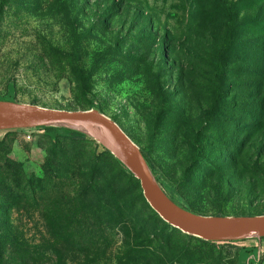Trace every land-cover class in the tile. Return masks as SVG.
I'll return each instance as SVG.
<instances>
[{"label":"rangeland","instance_id":"1","mask_svg":"<svg viewBox=\"0 0 264 264\" xmlns=\"http://www.w3.org/2000/svg\"><path fill=\"white\" fill-rule=\"evenodd\" d=\"M0 100L97 108L179 206L264 215V0H0ZM123 170L68 129L0 131L5 264L15 236L45 264H264V238L183 233Z\"/></svg>","mask_w":264,"mask_h":264},{"label":"water","instance_id":"2","mask_svg":"<svg viewBox=\"0 0 264 264\" xmlns=\"http://www.w3.org/2000/svg\"><path fill=\"white\" fill-rule=\"evenodd\" d=\"M35 128H64L97 141L139 182L143 197L158 216L183 233L209 242L264 238V215L205 216L172 201L140 147L97 108L61 110L0 100V131Z\"/></svg>","mask_w":264,"mask_h":264},{"label":"trees","instance_id":"3","mask_svg":"<svg viewBox=\"0 0 264 264\" xmlns=\"http://www.w3.org/2000/svg\"><path fill=\"white\" fill-rule=\"evenodd\" d=\"M51 130L52 128H46ZM73 133V131H72ZM147 158L144 151H142ZM148 160V159H147ZM149 162V161H148ZM124 174L128 178L132 179L131 174L127 170H123ZM237 242V241H235ZM12 253V251H11ZM5 256H0V264H5ZM48 261V255L44 250H37L31 247L27 240H24L22 236H15V263L16 264H45Z\"/></svg>","mask_w":264,"mask_h":264}]
</instances>
